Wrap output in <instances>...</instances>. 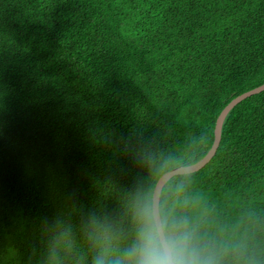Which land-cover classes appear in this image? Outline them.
Instances as JSON below:
<instances>
[{"label": "trees", "instance_id": "obj_1", "mask_svg": "<svg viewBox=\"0 0 264 264\" xmlns=\"http://www.w3.org/2000/svg\"><path fill=\"white\" fill-rule=\"evenodd\" d=\"M263 84L264 0H0V264H29L57 216L85 264L89 213L130 243L131 195L203 159ZM161 200L219 264H264V91Z\"/></svg>", "mask_w": 264, "mask_h": 264}, {"label": "clouds", "instance_id": "obj_2", "mask_svg": "<svg viewBox=\"0 0 264 264\" xmlns=\"http://www.w3.org/2000/svg\"><path fill=\"white\" fill-rule=\"evenodd\" d=\"M151 164V157L145 156ZM181 183V187H182ZM187 206L189 201H183ZM132 237L123 220L89 213L79 225V236L93 252L90 264H219L218 255L203 244L197 228L173 210L153 190L137 189L127 205ZM41 250L34 249L29 264H85L75 226L59 216L40 224Z\"/></svg>", "mask_w": 264, "mask_h": 264}, {"label": "water", "instance_id": "obj_3", "mask_svg": "<svg viewBox=\"0 0 264 264\" xmlns=\"http://www.w3.org/2000/svg\"><path fill=\"white\" fill-rule=\"evenodd\" d=\"M264 91V84L252 89L246 93L241 94L240 96L234 98L220 113L217 121H216V126H215V131H214V142L212 145V148L209 150L207 155L201 159L199 162L190 165V166H180L177 168L172 169L171 171L165 173L157 182L154 193L161 199V194L162 191L165 187V185L174 177L180 176V175H187V174H193L195 172L200 171L203 169L205 166H207L211 160L214 158L216 155L218 148L220 146L221 140H222V129L223 125L225 123V120L229 113L242 101L246 100L249 97H252L254 95H257L261 92Z\"/></svg>", "mask_w": 264, "mask_h": 264}]
</instances>
